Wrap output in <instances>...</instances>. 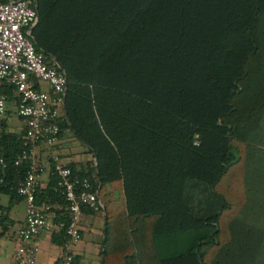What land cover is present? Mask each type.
Masks as SVG:
<instances>
[{
  "label": "trees",
  "instance_id": "obj_1",
  "mask_svg": "<svg viewBox=\"0 0 264 264\" xmlns=\"http://www.w3.org/2000/svg\"><path fill=\"white\" fill-rule=\"evenodd\" d=\"M27 1L34 50L66 78L59 137L94 159L68 167L102 204L103 264H264V0ZM23 132L0 124L9 203ZM235 167L236 206L219 188ZM55 184L35 204L65 216Z\"/></svg>",
  "mask_w": 264,
  "mask_h": 264
},
{
  "label": "built area",
  "instance_id": "obj_2",
  "mask_svg": "<svg viewBox=\"0 0 264 264\" xmlns=\"http://www.w3.org/2000/svg\"><path fill=\"white\" fill-rule=\"evenodd\" d=\"M37 19L36 9L27 0L0 3V90L10 89L16 116L23 122L22 148L14 166L25 165L24 177L16 188L25 204L24 222L17 239L21 248L15 264H35L41 233L63 232L62 255L55 264H73L71 246L80 240L83 210L98 211L101 204L90 182L72 174L55 155L50 156V172L56 178L54 191L65 201V216L56 214L55 205H36L39 177L44 167L36 159V147H54L59 140L58 122L63 118L66 78L57 67L48 66L33 47L31 29ZM39 83L46 90L35 88ZM6 94L0 91V124L6 116ZM0 165L4 164L0 159Z\"/></svg>",
  "mask_w": 264,
  "mask_h": 264
},
{
  "label": "crops",
  "instance_id": "obj_3",
  "mask_svg": "<svg viewBox=\"0 0 264 264\" xmlns=\"http://www.w3.org/2000/svg\"><path fill=\"white\" fill-rule=\"evenodd\" d=\"M38 87L40 88L39 85ZM13 97L14 94L12 93L11 97H7L5 103L6 116L4 121L7 130L9 131L11 130L8 127L7 122L9 117L7 105L11 106L15 114V109L12 105ZM23 127L24 125L22 122L20 130ZM69 138L76 141L78 146L77 150H72L68 147L66 141L69 140ZM35 151L36 159L44 167V170L39 177V191H43L46 188L52 176L50 172L51 155L57 156L66 166L71 165L75 168H85L93 163L94 160L87 148L82 145L70 131H64L54 147L48 148L41 144L36 147ZM2 196L5 199H3L2 204L0 203V206L7 209L4 213L0 212V264H15L14 256L21 248V244L17 239V234L23 226L25 204L20 198H16L9 203L8 197L4 195H0V201ZM99 213H101V215H99ZM79 231L80 240L74 243L70 248L74 264H103L101 251L105 237V229L102 204L98 211H84L82 213L80 217ZM53 234L56 233L51 234L43 232L40 234L38 238V250L36 253L35 264H55L61 257V238L54 239Z\"/></svg>",
  "mask_w": 264,
  "mask_h": 264
},
{
  "label": "rangeland",
  "instance_id": "obj_4",
  "mask_svg": "<svg viewBox=\"0 0 264 264\" xmlns=\"http://www.w3.org/2000/svg\"><path fill=\"white\" fill-rule=\"evenodd\" d=\"M39 86L41 90H46V86L43 83H39ZM7 108L9 110V117H8V127L10 130L14 133H18L21 128V120L14 114L12 108L10 105H7ZM69 135V134H67ZM71 139V140H70ZM69 148L72 150H77L78 146L76 144V141L72 138H69V140L66 141ZM263 153V152H260ZM264 154V153H263ZM245 180L243 177V172L240 169V167H235L232 170L228 172V174L223 178L221 181L219 188L223 192V195L227 198L228 201L235 204H238L239 201L245 199L246 195V188L250 186L251 184L247 185L245 184ZM3 199H5L3 196L1 197L0 203H3ZM101 215V213H99Z\"/></svg>",
  "mask_w": 264,
  "mask_h": 264
},
{
  "label": "water",
  "instance_id": "obj_5",
  "mask_svg": "<svg viewBox=\"0 0 264 264\" xmlns=\"http://www.w3.org/2000/svg\"><path fill=\"white\" fill-rule=\"evenodd\" d=\"M33 7H34V9H36V4H35V3L33 4ZM37 21H38V18L36 19V23H37ZM36 23H35V25H36ZM35 25H34V26H35ZM32 29H33V28H32ZM32 29H31V31H32ZM57 67H58V69H60L59 66H57ZM65 89H66V87H65Z\"/></svg>",
  "mask_w": 264,
  "mask_h": 264
}]
</instances>
